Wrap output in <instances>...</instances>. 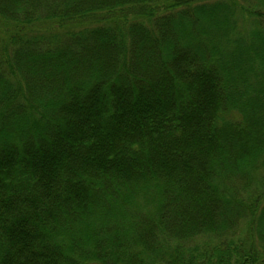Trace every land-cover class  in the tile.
I'll return each mask as SVG.
<instances>
[{
  "label": "trees",
  "instance_id": "obj_1",
  "mask_svg": "<svg viewBox=\"0 0 264 264\" xmlns=\"http://www.w3.org/2000/svg\"><path fill=\"white\" fill-rule=\"evenodd\" d=\"M0 264H264V0H0Z\"/></svg>",
  "mask_w": 264,
  "mask_h": 264
}]
</instances>
